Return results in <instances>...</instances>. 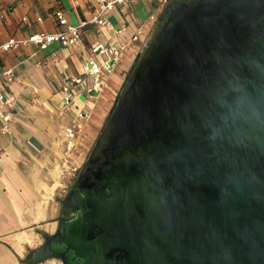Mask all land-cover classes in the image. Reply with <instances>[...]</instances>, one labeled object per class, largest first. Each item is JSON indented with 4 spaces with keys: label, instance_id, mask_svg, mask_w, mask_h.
Returning a JSON list of instances; mask_svg holds the SVG:
<instances>
[{
    "label": "water",
    "instance_id": "95a60500",
    "mask_svg": "<svg viewBox=\"0 0 264 264\" xmlns=\"http://www.w3.org/2000/svg\"><path fill=\"white\" fill-rule=\"evenodd\" d=\"M62 207L29 263L264 264V0L169 7Z\"/></svg>",
    "mask_w": 264,
    "mask_h": 264
},
{
    "label": "crops",
    "instance_id": "0c3cea01",
    "mask_svg": "<svg viewBox=\"0 0 264 264\" xmlns=\"http://www.w3.org/2000/svg\"><path fill=\"white\" fill-rule=\"evenodd\" d=\"M174 3L128 0L105 14L107 27L92 24L81 30L76 45L55 43L45 50L27 45L0 53V72L12 69L15 74L12 83L0 84V92L14 98L12 108L2 109L11 114V121L5 124L0 119V264H33L29 263L33 253L56 234L66 212L62 200ZM98 6L96 0H0V44L55 32L53 12L58 8L66 12L70 24L79 26ZM108 45L117 52L111 72L103 68ZM89 61L101 67L106 79L99 85V96L83 103L81 86L72 90V96L67 91L71 80L85 74ZM39 264L62 262L50 259Z\"/></svg>",
    "mask_w": 264,
    "mask_h": 264
},
{
    "label": "built area",
    "instance_id": "2783aa9c",
    "mask_svg": "<svg viewBox=\"0 0 264 264\" xmlns=\"http://www.w3.org/2000/svg\"><path fill=\"white\" fill-rule=\"evenodd\" d=\"M13 3H18L21 0H10ZM128 0H96L99 5L95 10L93 16L84 20L79 26H74L69 23L66 12L58 8L53 12V19L57 25V30L55 32H37L30 37L17 40L15 38H10L8 41L0 44V53L9 52L12 49L18 48L19 46L35 45L41 50L47 49L49 46L55 43H59L64 47H69L78 44L81 38V30L87 28L88 26L95 24L101 27H107L109 22L105 18V14L109 11L115 9L116 6L123 5ZM181 0H160L161 5H168L170 2H178ZM154 19V16L152 17ZM27 17L23 18L26 22ZM37 23L42 22L41 17H37ZM136 40L137 38L134 37ZM15 79V74L12 69H7L0 72V84L12 83ZM0 119L3 120L5 124L11 121V114L3 111V108H12L14 106V98L8 97L4 93L0 92ZM7 130V125L3 127Z\"/></svg>",
    "mask_w": 264,
    "mask_h": 264
},
{
    "label": "flooded vegetation",
    "instance_id": "af4514ba",
    "mask_svg": "<svg viewBox=\"0 0 264 264\" xmlns=\"http://www.w3.org/2000/svg\"><path fill=\"white\" fill-rule=\"evenodd\" d=\"M66 217H67L68 219H72V217H73V213H72V211H67V213H66ZM62 253H64V252H62ZM58 260L61 261L62 264H66V262H65V260H64L63 258H60V259H58Z\"/></svg>",
    "mask_w": 264,
    "mask_h": 264
}]
</instances>
